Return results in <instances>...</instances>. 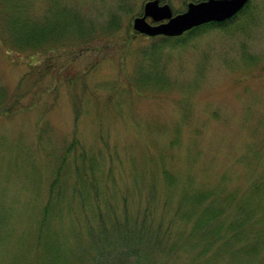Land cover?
I'll return each instance as SVG.
<instances>
[{"label":"rangeland","instance_id":"rangeland-1","mask_svg":"<svg viewBox=\"0 0 264 264\" xmlns=\"http://www.w3.org/2000/svg\"><path fill=\"white\" fill-rule=\"evenodd\" d=\"M148 1L0 0L55 46L20 52L0 20V264H43L55 179L44 236L71 264H264L241 251L264 234V0L179 38L134 32ZM195 192L213 197L186 222ZM206 207L253 235L187 241Z\"/></svg>","mask_w":264,"mask_h":264},{"label":"trees","instance_id":"trees-1","mask_svg":"<svg viewBox=\"0 0 264 264\" xmlns=\"http://www.w3.org/2000/svg\"><path fill=\"white\" fill-rule=\"evenodd\" d=\"M1 7L4 8L3 6H1ZM248 8H249V3L238 15H242L244 13V11H246ZM22 10H24V9H22ZM1 12H2L1 16H4L3 14L8 13V9L4 8L1 10ZM237 16H235L233 19L234 20L237 19ZM0 20L2 22L4 19L0 18ZM2 23H4V24L6 23V26H7L6 28L10 32V39H8V41H6V43L10 44L11 46H13V48H15L16 50H18L20 52H30V51L31 52L32 51H44V52H46V51H50L51 49H53L55 47V46H50L48 44V43L52 44V42H50L52 36L47 37V34H45V32L43 31V29H45V28H40V29H42V31L40 33H37V34H35V32H34L33 35L28 31H25L22 33L19 32L17 34L16 33L17 30L11 31L12 22H11L10 18H8L7 20L5 19ZM225 24L226 23L207 24L205 26L193 29L192 31L188 32L187 34H193L197 31L209 29V28H212L214 26L221 27ZM20 25H21V27H27L28 26V20L21 21ZM58 181H59V179H55L53 182V185L51 187L50 199H49L47 206L45 207V210L43 211V218H42L41 223H40V231L42 234L41 239L44 240V243L42 244L43 249H44V253L42 256L43 257V264H71L67 260L64 253L62 251H60L59 248L52 247L50 240L46 237V235L44 236V231H45V228H47L49 219L55 213L56 208L58 207V205L60 204V201L63 198V197H61L60 194L54 195ZM253 189L255 191H259L260 189H262V185H255L253 187ZM212 197H213V194L208 193V192H195L192 195L186 196L185 202H186V204H190L191 208H192L185 215L186 222L191 221V219L194 216H196V214L198 215V209L200 207H202L204 204H207L212 199ZM237 209H239V208H237ZM212 210L213 209H211L210 207H206L203 210V212L199 214L200 216L197 218V220L194 224L193 231H192V233H190L192 238H190L191 237L190 236L187 241H191L196 237L206 238L208 235L212 234L213 237L214 236L216 237V238L214 237L215 238L213 240L214 243L219 244L222 241L227 245H233L235 243V247H236L237 239H238L237 244L238 245L240 244L239 246H241V243L243 244V239H245V241H246L249 239V237H251L253 235V233H251L249 235V233L246 234V232H241V231L239 232L238 231L239 229H237L239 226L243 228L245 226V224L247 223L246 221H250L252 218L251 215L248 214V212L246 210L241 215L240 219L236 222L235 225H232L231 227H229L227 230H224V231H223V229H218L217 231L212 232V228L214 226V223H216L217 221L218 222L220 221V216L218 214H216V212L214 210L213 211ZM239 211H240V209H239ZM99 226L101 227V225H99ZM231 231H233V233L231 235H229V232H231ZM259 236L260 237L253 238L255 240V243L253 245L248 247L246 244H243L244 248L241 249V251L246 255L247 258L259 256L261 254L260 252L264 249V241H263L264 234L259 235ZM231 241H232V243H231ZM37 244H41V243L39 242ZM247 247L249 249L246 250ZM209 248H211V245ZM235 249H237V248H235ZM235 249H233V250H235ZM203 255H204V250L200 254V256H203ZM242 260L245 261V259L240 258L239 264H243Z\"/></svg>","mask_w":264,"mask_h":264},{"label":"water","instance_id":"water-1","mask_svg":"<svg viewBox=\"0 0 264 264\" xmlns=\"http://www.w3.org/2000/svg\"><path fill=\"white\" fill-rule=\"evenodd\" d=\"M249 3V0H203L190 2L185 12L174 15L168 4L160 0L148 1L142 16L133 21L134 32L150 38H178L185 33L207 25L232 20ZM148 20H151L150 23Z\"/></svg>","mask_w":264,"mask_h":264}]
</instances>
